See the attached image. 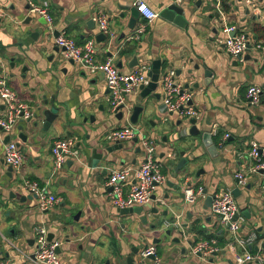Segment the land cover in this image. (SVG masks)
<instances>
[{
	"label": "crops",
	"instance_id": "1",
	"mask_svg": "<svg viewBox=\"0 0 264 264\" xmlns=\"http://www.w3.org/2000/svg\"><path fill=\"white\" fill-rule=\"evenodd\" d=\"M30 1L45 0H0L4 10L0 17V80L4 79L35 113L32 119H20L10 133V141L19 144L25 157L20 172L13 170L10 178L6 174L8 166L0 164V222H4L0 235L12 243L0 241V260L4 264H35V228L45 224L55 234L53 240L60 243L62 264H129L134 249H138L134 264H154L152 257L140 262V253L150 244L157 246L159 264H207L213 254L203 259L190 248L209 235L219 247L215 264H234V254L245 249L212 215L206 200L208 195L236 188L240 190L236 198L244 216L237 236L256 233L257 239L248 250L264 254V177L262 173L252 174L245 187L239 186L235 177L236 171L250 163L249 141L255 139L264 145V48L256 47L264 41V32L255 30L264 29V1L257 0L260 14L253 19L251 8L246 13V0H226L228 9L222 0H204L201 7L195 6L197 0H191L186 2V20L177 22L159 15L137 41L132 35L141 17L133 28L129 26L135 0H47L55 31H65L80 44L95 38L98 60L111 59L125 73L144 64L150 70L155 59L164 61L161 75L168 69L182 71L175 79L184 87L190 84L192 106L198 111L197 125L201 129L199 135L188 132L184 137L180 132L191 124H174L167 129L163 123L166 115L158 109L162 96L143 98L140 88L129 95V101L140 105L152 100L155 109L149 108L137 124L129 117L117 119L111 112L104 75L90 73L81 63L72 64L64 58L55 43V31L51 33L45 18L25 7ZM144 1L160 12L177 0ZM100 12L108 15L114 32L102 42L96 37ZM230 25L251 35V48L244 54L251 59H236L225 51L223 40L233 34L226 31ZM136 54L140 62L131 67ZM252 84L263 90L259 104H251L246 96ZM47 109L53 110L57 118L45 128ZM3 113L0 98V116ZM146 115L150 122L144 120ZM179 119L183 118L175 112L174 122ZM131 124L158 144L157 158L161 159L165 147L171 145L174 158L163 167L167 179L156 188L153 199L139 206L140 211L123 213L122 208L110 204L106 195L110 171L130 164L137 166L145 154L139 140L134 139L119 142L123 148L110 153L105 147L115 144L107 139L112 129ZM205 131L212 134L217 146L213 153L203 140ZM227 133L228 140L221 144ZM6 135L0 132V139ZM66 138L75 139L79 156L56 170L52 146L56 140ZM4 145L0 142V160L4 159ZM94 148L104 152L96 167L89 166ZM181 151L189 160L183 169L178 168ZM24 178L38 180L62 201L41 212L25 190ZM186 180L203 185L206 196L186 204L182 194Z\"/></svg>",
	"mask_w": 264,
	"mask_h": 264
},
{
	"label": "built area",
	"instance_id": "2",
	"mask_svg": "<svg viewBox=\"0 0 264 264\" xmlns=\"http://www.w3.org/2000/svg\"><path fill=\"white\" fill-rule=\"evenodd\" d=\"M246 2L249 6L254 4V0H246ZM29 3L31 6L30 12L44 17L48 30L53 33L55 26L49 1L45 0L42 3L30 1ZM134 6L140 13L141 21L136 25L132 38L140 41L160 13L144 0H135ZM252 11L256 16L260 14V10L256 5ZM3 15L4 10L0 7V17ZM97 22L100 32L107 34L108 37L114 36V32L109 27L108 15L105 12L98 13ZM226 31L234 34L223 40L225 51L236 59L243 58L249 50V45L252 44L251 35L245 30H239L236 25L227 26ZM55 43L60 48H64L63 56L67 60L73 59L81 63L90 73H102L104 75L109 90L112 113L124 110L120 108L121 105H125L127 108L132 106L128 98L129 95L136 88L150 82L149 67L146 64L139 65L130 72L125 73L111 59L98 60L96 58L98 46L95 38H90L85 43L80 44L74 37L63 31L55 36ZM256 47L264 48V41L257 43ZM175 78L174 69H168L160 76L158 81L162 102L167 107V114L177 112L186 121L192 117H197V109L188 104L191 99L189 89L178 83ZM262 95L263 90L257 84H252L247 88L246 96L251 104H259ZM0 98L4 103V113L0 116V132L10 134L20 119H32L35 116L28 103L20 101L16 91L8 86L4 79L0 80ZM229 136L228 133L225 134L221 144L228 140ZM135 137H138L139 145L145 151V159L137 166L130 164L112 168L106 183L108 200L111 205L118 208H132L150 202L156 188L165 183L167 179L163 171V162L174 158V151L171 146L165 147V150H163L164 156L161 159L157 158L158 144L147 138L139 128L132 124L112 129L107 134V139L112 143L134 139ZM247 154L250 163L235 172V177L241 187L248 184L252 174L262 173L264 177V145H261L255 139H251ZM78 156L79 150L76 148L75 139H58L52 146V159L56 170L62 169L69 159H76ZM24 159L22 150L16 141H10L4 145V161L7 166H12L14 172H20ZM23 186L33 197L41 212L54 208L62 201L61 197L52 194L45 185L36 179L24 178ZM183 187L186 204H193L200 197L206 196L203 185L186 180ZM262 187L264 189V180ZM158 199L163 201L161 197H158ZM211 212L220 225H223L230 233L235 235L236 241L245 249L242 253L234 254V264L264 263L263 253H253L248 250V247L256 241L257 234L252 233L246 237L237 236L244 222V216L242 215L240 203L232 189H223L214 194ZM49 233V229L45 224L38 225L35 228V250L32 254L35 264H62L61 256L57 251L60 243L57 240H50ZM3 239L8 244H12L5 235H3ZM190 250L194 254L201 253L203 259H205L217 253L219 247L215 239H206L194 243ZM151 257L154 264H159L160 256L155 244H150L142 250L140 262ZM0 264H4V261L0 260Z\"/></svg>",
	"mask_w": 264,
	"mask_h": 264
},
{
	"label": "water",
	"instance_id": "3",
	"mask_svg": "<svg viewBox=\"0 0 264 264\" xmlns=\"http://www.w3.org/2000/svg\"><path fill=\"white\" fill-rule=\"evenodd\" d=\"M191 0H181V1H173L167 5H165L161 11L159 12L160 13V16H163L165 18H168L170 20H176L177 22L179 21H184L186 20V17L184 15V13L186 12V9H187V6H186V2H190ZM204 0H197L195 2V6L197 7H201L202 6V3H203ZM242 2V0H239ZM234 3V1L232 2ZM27 9H30V3H28L26 6H25ZM246 13L249 14L250 13V7L247 6L246 7ZM220 13H218L219 15ZM140 17V13L138 12L137 8L136 7H133L131 9V19L129 21V26L130 27H134V25L136 24L137 22V19ZM256 15H253V19H256ZM32 19V17H29V21ZM92 27V25H91ZM93 28H94V21H93ZM60 34L59 31H55V36H58ZM234 34V33H233ZM97 37V40L99 42H102V41H106L108 40V35L103 33V32H99L97 33L96 35ZM251 48V45H249V49ZM57 49H60L59 47ZM61 50L63 51L64 48H61ZM244 59L245 60H249L251 59L250 55H246L244 56ZM69 61L74 64L75 61L73 59H69ZM140 62L139 60V55L136 54L134 55L133 59L131 60L130 62V66L131 67H134L136 65H138ZM163 63L164 61H162L161 59H155L152 63V68L148 71V75L150 77V82L147 84V85H141L139 88L141 89V95L143 98H146L150 95H153V97H155L156 99H160L161 98V92L160 91H157L159 89V85H158V81L160 79V76H161V71H162V66H163ZM235 64H238V61L235 63ZM120 65V64H119ZM198 68V67H197ZM192 71H189V73H191ZM182 73V71H177L176 75H180ZM206 76H210V71H206ZM190 86L189 83H185V88H188ZM198 84H195L194 87H197ZM193 99L191 98L190 101L188 102V104L192 105L193 104ZM131 103V102H130ZM132 106H130L129 108H127L125 105H121L120 108L124 109V110H120L116 113H113L115 115V117L119 120L125 118V117H129L130 118V121L133 123V124H137L139 123L140 121V118L144 115V113L146 111L149 110V108H151V104L149 102H146L145 104H136V105H133V103H131ZM158 109L163 113V114H167V107L166 105L162 102ZM181 109H183V107H181ZM126 110V111H125ZM45 115H46V122H45V128H48L51 126V124L54 122V120L57 118V114H55V112L53 110H46L45 111ZM169 115H173V113H169ZM189 123L191 124V127L188 129V127H185L183 129L182 132H180V136L184 137L186 134H188V132L191 134V135H199L200 132H201V129H199L198 125H197V122H198V119L196 117H192L190 119H188L187 121L186 120H183V119H179L177 120L176 122L172 121V124H176L177 127H180L183 123ZM164 126L166 128L170 127V125H167L164 123ZM22 129V127H21ZM24 137V136H23ZM11 140V137H10V134H7L5 138L3 139H0V142H2L3 144H6L8 142H10ZM135 141L138 140V137H135L134 138ZM203 140L205 142V144L207 146L210 147V150L211 152L213 153L214 151H217V146L216 144H214V141H213V138H212V134L210 132H204L203 133ZM118 148H123V145L122 144H119V142L115 143L114 145L112 146H107L105 147V151L107 152H112ZM180 155H181V160L180 162L178 163V168L179 169H183L185 167L186 164H188V159L184 156L185 155V151H181L180 152ZM161 156H164V153L161 154ZM104 157V152L103 151H98V148H94L93 149V157L89 160V166H92V167H96L97 164H98V160L102 159ZM71 162L73 163L74 160L72 159ZM1 163H4L5 165H7L3 160H0V164ZM6 174L10 177V178H13V168L12 166H8L7 167V172ZM16 182H17V179H16ZM169 184L173 187H175V189L177 188L176 186H174V183H172L171 181H169ZM250 186H248L249 188ZM205 193H207V190H205ZM233 193L236 197H238L240 195V190L238 188L234 189L233 190ZM183 196H184V193H182ZM213 196L214 194L212 195H208L207 196V200H206V205L208 207H211L212 205V200H213ZM167 198L169 197L168 195L166 196ZM141 207L139 206H135V207H132V208H122V212L123 213H128V212H132V211H140ZM171 229H168L166 231V233L168 235L171 234ZM55 237V234L54 233H49V239L50 240H53ZM176 242H179L180 241V238H175L174 239ZM57 251L59 252L60 251V247L58 246L57 247ZM138 252V249H134V253H132L129 257H128V263L129 264H134V255ZM198 255L199 257H202V254L201 253H198L196 254ZM214 256L217 255V253H214L213 254ZM214 262V257H210L209 258V261L207 264H212Z\"/></svg>",
	"mask_w": 264,
	"mask_h": 264
},
{
	"label": "rangeland",
	"instance_id": "4",
	"mask_svg": "<svg viewBox=\"0 0 264 264\" xmlns=\"http://www.w3.org/2000/svg\"><path fill=\"white\" fill-rule=\"evenodd\" d=\"M260 1V0H259ZM264 1V0H263ZM257 6L258 8H259V4L257 3V0H255L254 1V4L253 5H251L250 6V8L253 10V8H254V6ZM148 102L151 104V111L152 110H154L155 109V106H153V101L151 100V101H149L148 100ZM152 114H150V116H151ZM166 116H165V118L163 119V123H165V124H167V125H170V127L169 128H172V127H174V124H172V121H174V114L172 115V116H170L169 114H165ZM145 117H147V115L145 116ZM170 117H172L173 119H171ZM149 117H147V118H145L144 120H148L149 122L151 121L150 119H148ZM168 129V128H167ZM174 130V129H173ZM139 143V142H138ZM173 148H174V145H171ZM142 153L144 154L145 153V151H144V149H142ZM171 160V159H170ZM163 164H164V167H166V164H168V162L166 161H164L163 162ZM260 186H261V182H260ZM32 197V196H31ZM33 198V197H32ZM3 223L4 222H0V231L1 230H4V227H3ZM0 241L2 242V243H4V240L2 239V236L0 235ZM214 257V256H213ZM212 264H215V260H214V262L212 263Z\"/></svg>",
	"mask_w": 264,
	"mask_h": 264
},
{
	"label": "trees",
	"instance_id": "5",
	"mask_svg": "<svg viewBox=\"0 0 264 264\" xmlns=\"http://www.w3.org/2000/svg\"><path fill=\"white\" fill-rule=\"evenodd\" d=\"M222 4H223V6H224L226 9L229 8V4L227 3L226 0H222ZM255 30H257V31H260V30H261V31L264 32V29H262L261 27H257ZM206 238L210 239L211 236H210V235H209V236H206ZM220 245H223V243L220 242Z\"/></svg>",
	"mask_w": 264,
	"mask_h": 264
}]
</instances>
